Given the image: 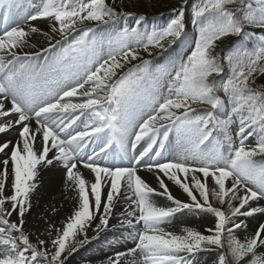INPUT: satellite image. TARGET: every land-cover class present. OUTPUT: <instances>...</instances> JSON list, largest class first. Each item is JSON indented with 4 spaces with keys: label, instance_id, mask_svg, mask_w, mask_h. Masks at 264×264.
Masks as SVG:
<instances>
[{
    "label": "snow or ice",
    "instance_id": "6c2138e0",
    "mask_svg": "<svg viewBox=\"0 0 264 264\" xmlns=\"http://www.w3.org/2000/svg\"><path fill=\"white\" fill-rule=\"evenodd\" d=\"M24 4L25 23L12 26V9ZM0 9L6 24L0 31V133L19 126L14 145L0 144L7 156L0 161V264H64L62 254L75 251L70 238L82 233L86 240L96 215L97 231L106 228L121 196L128 204L120 225L134 246L106 264H186L188 255L205 250L217 251V264H264V223L241 241L235 232L247 226L233 221L264 212L250 203L264 199V86H255L256 75H264V0H199L192 10L194 46L155 73L140 52L166 51L187 36L184 7L162 28L142 31L146 17L140 15L136 26L108 35L101 29L133 13L117 11L107 0H0ZM38 19L50 21L49 32L42 33L48 48L41 52L55 53L43 60L40 52L21 51L40 32L27 22ZM248 28L262 34L253 42ZM229 36L240 43L217 54L218 43ZM136 60L141 63L132 64ZM82 116L87 122L74 130ZM173 132L180 152L162 158ZM89 141L95 147L85 158ZM142 141L146 147L127 166L109 162L127 158ZM141 162L157 171L161 191L138 175ZM54 163L65 168L79 203L61 229L50 226L49 249V241H30L24 214L38 166ZM80 167L94 174L93 182ZM164 177L190 202L176 199ZM153 196L174 206H159ZM184 209L214 215L208 234L162 227Z\"/></svg>",
    "mask_w": 264,
    "mask_h": 264
},
{
    "label": "rangeland",
    "instance_id": "374dc122",
    "mask_svg": "<svg viewBox=\"0 0 264 264\" xmlns=\"http://www.w3.org/2000/svg\"><path fill=\"white\" fill-rule=\"evenodd\" d=\"M126 1L129 3L128 7L133 10L143 8V6L146 4L151 5L155 9H158L160 6L167 3L165 2V0H126ZM35 2L36 0H33V3ZM26 7L27 4H24V7L12 9V10H19L21 12L22 16L20 18H17L16 20L18 21L21 19V21H19V23L21 24L25 23L24 16L26 15V9H25ZM159 12L160 11L154 13H159ZM134 13L140 14V12L136 10ZM27 23H30L31 25H34L35 27L40 29V32L32 34L28 40L27 46L24 47L21 51L40 52L41 49L49 43L47 37L42 35V33L49 32L50 21L48 19H38L36 21H31ZM12 26H15V24H13ZM124 26L132 27L136 25H133V19L128 17L122 19L114 26L102 28L100 34L108 35L116 30H119V28ZM140 27L142 31L143 30L151 31V29L153 28H160L161 21L159 20L157 25H152V26H150V24L147 21H145L141 24ZM254 29L260 30L258 28H254ZM261 34L262 33L260 31V35ZM258 38L259 35H256L253 38V42ZM56 39H59V37H56ZM54 41L55 40H53L52 42ZM249 47H251V45H249ZM52 55L54 56L55 53H52L51 56ZM152 63L153 62H150L149 68L152 69L151 71L153 73H155L157 69L162 68V66H160L159 60H157L154 64ZM73 102H77V101L74 100ZM1 135H3V133H0V136ZM3 140L4 137L0 138V144H2ZM7 140L14 142L17 141L11 138L8 139L5 138L4 142H8ZM249 142H254V141L250 139ZM14 144L15 143L11 142L10 147ZM140 146L141 147H139L138 149L146 147V144H144V142L142 141ZM34 147L35 148L40 147L39 139H37ZM179 152H180V145L177 141L176 134L173 132L172 134H170V140L166 144V147L162 153V157L171 154L174 157H177ZM51 155L52 154L49 153L50 157ZM6 158L7 156L4 153H0V161ZM122 161L123 162L120 165L126 166L127 165L126 162L124 160ZM56 166L60 169L58 174L61 177V171L64 172L65 169H62L64 168L62 164H56ZM81 173L83 174V176L85 177V179L88 181L89 184L93 182L94 174L91 173L90 170H86V171L84 170ZM138 175H140L141 178L146 183L149 184V186L156 189L157 192L161 191L157 179V171L155 169H152V171L147 173H139ZM39 176L40 174H37L35 179L31 182L34 184V187L29 194L30 206H27V210L24 214V232L25 234L29 235L30 241L33 244H36L37 241L41 239L49 241V232L51 231L50 226L54 225L56 229H61L63 224L66 222L67 218L70 217L72 213L76 210L79 203L77 189L75 188V186H73L70 190L72 197L68 208H66L63 212H57V209H55V207H51V205H49L46 201H44L42 197V192L44 191L45 183L43 178L41 177L40 179ZM66 178L67 176H65V179ZM164 180L170 192L176 199H179L182 202H186V203L190 202V198L187 196V194L183 191V189L179 185H176L174 182L168 180L166 177H164ZM209 187H211V181H209ZM6 194H10V184L8 188H6ZM153 197L161 201V204L159 206H174L171 201L167 200L166 197H161V196H153ZM212 202L215 206L222 207L223 210L227 211L226 205L221 206L216 201H212ZM250 203L252 207L264 208V199H260ZM127 204L128 201H126L124 197L121 196L119 198V201L115 203V207L113 209L112 215L108 221V226L99 231H97V225L100 222L99 215H96V218L92 219L90 224L86 226L87 237H90L89 241L81 243L82 237H84L82 233H78L74 240L70 238L69 244L70 246L75 247V251L69 250L66 251L64 254H62V259L64 261V264H106L108 258L114 256V254L117 251H125L127 248L133 247L134 246L133 241L128 238L129 230L127 229L126 226L121 227L120 225V221L122 219V215H121L122 208L124 207L126 209ZM5 207L10 208L11 205L6 203ZM101 214H102V209H101ZM11 220H17L16 213L12 214ZM233 221L235 223L243 222V224L247 226L246 228L242 227L235 232V235L241 241H243L246 237H251V235L255 232L256 227L260 223H264V212H257L249 217H244V216L234 217ZM213 226H214V215L207 212H201L196 209L181 210L180 212L174 214L173 217H171L166 223L162 225V227L166 231H173L178 234L182 231L184 227H191L197 231H200L202 234H205L207 233L205 230ZM229 226H231V224H229ZM53 235H55V233H53ZM48 247L49 249L51 248L50 241L48 243ZM261 251H264V249H261ZM216 252H217L216 250L198 251L197 253L188 255L186 257V264H217L218 255Z\"/></svg>",
    "mask_w": 264,
    "mask_h": 264
},
{
    "label": "bare ground",
    "instance_id": "6f19581e",
    "mask_svg": "<svg viewBox=\"0 0 264 264\" xmlns=\"http://www.w3.org/2000/svg\"><path fill=\"white\" fill-rule=\"evenodd\" d=\"M34 123V121H33ZM19 126H15L12 129H9L6 133H3V135L0 136V138L4 137L8 139L9 135L15 130L18 129ZM76 128V125H74V129ZM10 132V133H9ZM8 136V137H7ZM135 151V150H134ZM138 155V154H136ZM134 156V155H132ZM172 155V157H167V159H175ZM148 158H145V161H147ZM163 161V159H162ZM129 163V160H128ZM57 168V169H56ZM39 169V170H38ZM37 169V174H40L41 177L44 180L45 188L42 192V197L44 201H46L51 207H55L57 209V212H63L66 208H68L70 202H71V192L70 188L73 185L71 181H68L67 178L64 180V173L61 171V177L59 176V168L56 166V164L50 165H44L39 166ZM80 172H83L86 170L83 167L79 168ZM138 174L139 173H147L152 170H149L144 162H141V164L138 166ZM66 176V175H65ZM152 199L158 204H161V201L158 199H155L152 197ZM125 210V208L123 207Z\"/></svg>",
    "mask_w": 264,
    "mask_h": 264
},
{
    "label": "trees",
    "instance_id": "16d2710c",
    "mask_svg": "<svg viewBox=\"0 0 264 264\" xmlns=\"http://www.w3.org/2000/svg\"><path fill=\"white\" fill-rule=\"evenodd\" d=\"M114 1V7L118 9L119 11H124V12H135L138 11L140 14H148V15H155L157 11L164 12L166 14H172V11L179 10L180 7H185L186 5L184 4V0H165L167 2L166 4H163L160 6L158 9L153 8L151 5H144L143 8L140 9H130L128 7V2L126 0H113ZM190 0H188L189 2ZM133 10V11H130ZM223 41V40H222ZM220 41V42H222ZM219 46L220 43H218L217 48H216V53L219 54ZM222 49V48H221ZM264 75L257 74L256 75V80H255V86L260 87L264 86Z\"/></svg>",
    "mask_w": 264,
    "mask_h": 264
}]
</instances>
